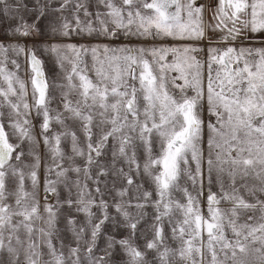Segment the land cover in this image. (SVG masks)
<instances>
[{
  "label": "snow or ice",
  "instance_id": "1",
  "mask_svg": "<svg viewBox=\"0 0 264 264\" xmlns=\"http://www.w3.org/2000/svg\"><path fill=\"white\" fill-rule=\"evenodd\" d=\"M264 0H0V264H264Z\"/></svg>",
  "mask_w": 264,
  "mask_h": 264
},
{
  "label": "crops",
  "instance_id": "2",
  "mask_svg": "<svg viewBox=\"0 0 264 264\" xmlns=\"http://www.w3.org/2000/svg\"><path fill=\"white\" fill-rule=\"evenodd\" d=\"M244 46L264 47V34H252V39L242 41Z\"/></svg>",
  "mask_w": 264,
  "mask_h": 264
}]
</instances>
